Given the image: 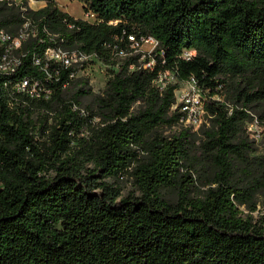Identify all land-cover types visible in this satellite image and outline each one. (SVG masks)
<instances>
[{"label":"trees","instance_id":"obj_1","mask_svg":"<svg viewBox=\"0 0 264 264\" xmlns=\"http://www.w3.org/2000/svg\"><path fill=\"white\" fill-rule=\"evenodd\" d=\"M42 1L0 0V29L28 23L20 64L0 72V264H264V215L242 209H264L248 129L264 123V0H79L94 20ZM130 36L158 44L141 61ZM58 45L110 68L92 104L76 64L47 58ZM164 72L176 82L161 88ZM191 78L207 96L198 131L177 105ZM24 79L39 95L15 89ZM124 176L136 191L108 181Z\"/></svg>","mask_w":264,"mask_h":264},{"label":"built area","instance_id":"obj_2","mask_svg":"<svg viewBox=\"0 0 264 264\" xmlns=\"http://www.w3.org/2000/svg\"><path fill=\"white\" fill-rule=\"evenodd\" d=\"M10 6H18L22 10H25L29 6L28 4H8ZM87 20H94L95 15L92 12H85V17ZM28 23L25 22L23 27L19 28V31L16 33H11L6 31L5 29H0V50L3 47V51L0 53V72L11 73L16 70L17 66L20 64V56L15 52L21 46V43L28 36V32L26 30ZM130 39L134 41L132 47L135 48V45L142 44L143 42L150 43L152 48L149 52L157 46L158 41L152 37H142L140 40H136L134 36H130ZM63 40V38H61ZM137 53V52H136ZM147 52L140 53L141 59H145V55ZM45 54L48 59L61 61L66 65L76 64V66L82 64L83 66L88 62V60L93 57L92 55L85 54L82 51H70L64 48L62 45L48 47L45 50ZM190 54V53H187ZM118 55L120 58H125L128 53L124 49H120L118 51ZM145 57V58H143ZM141 60V61H143ZM35 62L37 64L41 63V59L36 57ZM154 64V60L150 59L148 62H144L143 66L151 67ZM190 89L181 93L180 97H178L177 105H179L180 110L183 112L182 116V124L184 126H192V128H199L206 121V110H205V101L206 94L204 90L198 85L197 81L194 78H191L187 81ZM15 89L19 92L28 93L31 96H37L39 93L37 92V88L35 85H31L28 79H24L15 85ZM81 113H85L84 109L80 110ZM258 120L255 119V122Z\"/></svg>","mask_w":264,"mask_h":264},{"label":"rangeland","instance_id":"obj_3","mask_svg":"<svg viewBox=\"0 0 264 264\" xmlns=\"http://www.w3.org/2000/svg\"><path fill=\"white\" fill-rule=\"evenodd\" d=\"M8 2L9 4H13V3L20 4L23 2H27L29 6H33L35 8H37L40 5V4H37V0H8ZM58 2H59L60 7L64 9L65 11L69 12L71 15L80 17V18L85 17L84 5L79 0H58ZM135 46L137 50L136 52L143 53V54L145 52L150 51L152 48V45L147 42H143L142 44L135 45ZM77 67H78L77 75L79 77H84L88 80V85L86 87L90 88L91 90V93H88L80 98V102L82 106L85 107L87 104H92L95 95L101 94L103 92V89L110 77V68L108 67L107 64H105L99 59H96L95 57H91L84 66L80 64ZM175 82H176V78L170 72H164L160 74L158 79L155 81V83L161 88L166 87L167 84L169 83H175ZM77 89L78 88H74L75 91ZM189 89H190V86L188 85L187 82H181L179 84L178 89L176 90L177 99L178 97H180L182 92L187 91ZM192 129L193 131L199 130L198 128L197 129L192 128ZM248 129H249V137L251 139H254L256 142V145L258 146V150L254 154H264V123H261L259 121L257 122L254 121L253 123H250L248 125ZM164 133L169 134L170 129L165 130ZM200 136H201V133L195 135L196 138H200ZM208 171L209 170L202 169L199 172L194 173V178L197 179L196 180V184H197L196 192H199L200 189L204 188L201 186V182L205 181V179L207 178V175L209 174ZM108 181L114 183L115 185H119L122 189L123 195H126L129 192L136 191V187L133 183V179L130 178V176H124L120 180L108 179ZM165 195L171 201H175L177 198L176 194L172 191L170 192L167 191ZM242 209L247 214L251 213L254 216V219L256 220L257 223H259L260 215H264V209H262L261 206L260 207L258 206V209L252 212H250V210L247 209L246 207H242Z\"/></svg>","mask_w":264,"mask_h":264},{"label":"crops","instance_id":"obj_4","mask_svg":"<svg viewBox=\"0 0 264 264\" xmlns=\"http://www.w3.org/2000/svg\"><path fill=\"white\" fill-rule=\"evenodd\" d=\"M37 4H45V1L37 0Z\"/></svg>","mask_w":264,"mask_h":264}]
</instances>
